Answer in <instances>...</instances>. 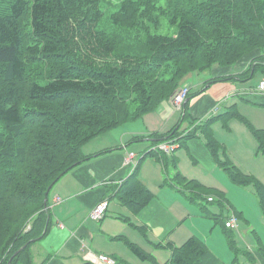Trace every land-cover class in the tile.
<instances>
[{"label":"trees","instance_id":"16d2710c","mask_svg":"<svg viewBox=\"0 0 264 264\" xmlns=\"http://www.w3.org/2000/svg\"><path fill=\"white\" fill-rule=\"evenodd\" d=\"M161 15L177 24L174 35L150 33ZM101 16L98 0H0V264H33L30 247L51 222L45 193L75 166L108 151L86 155L88 141L155 111L188 74L234 65L253 50L264 52V0H168L165 7L156 0H121L111 21L146 33L143 37L98 29ZM252 62L244 79L264 71V54ZM187 105L181 120H189L191 128L181 131L180 122L167 133L148 134L154 146L139 157L116 198L133 214L149 203L153 193L141 182L139 169L146 157H155L165 172L173 169L167 184L188 201L191 193V200L212 194L221 202V191L179 171L175 149H154L162 142L184 147L201 135L230 181L253 186L264 212V183L230 161L213 124L229 130L232 119L241 121L263 156L264 128L254 127L234 104L202 123L189 118ZM121 219L146 235L130 218ZM154 245L171 251L162 264L221 263L196 236L180 246ZM257 245L264 259V247ZM129 247L139 259L160 264L139 246Z\"/></svg>","mask_w":264,"mask_h":264},{"label":"crops","instance_id":"0c3cea01","mask_svg":"<svg viewBox=\"0 0 264 264\" xmlns=\"http://www.w3.org/2000/svg\"><path fill=\"white\" fill-rule=\"evenodd\" d=\"M262 54L264 52L260 50H253L234 65H215L206 72L188 74L183 82L190 87L187 98L189 118L202 123L234 104L238 112L254 127L264 128V91L258 89L260 81L264 79V71L257 69L250 78L243 77L244 72L253 64V59ZM214 78L220 79L213 80ZM181 117L182 110L173 109L167 99L153 114H145L138 124L129 123L112 129L94 138L92 141H97L93 146L83 147L86 155L108 151L75 166L49 190L47 205L51 222L47 233L30 247L33 264H95L92 259L99 253L112 256L119 264H154L139 259L131 251L129 243L155 255L158 259L156 261L162 264L169 259L171 251L155 247L154 244L171 243L180 246L191 236L203 240L206 228V233L210 232L212 236L221 234V229H213L215 224L209 219L210 213L219 216L218 221L222 227L224 219L233 213L235 216L241 213L242 219L250 225L251 219L247 218L242 210H230L226 216L215 208L212 209L213 212L200 211V208L191 204L176 187L167 184L171 182L174 171L171 168L172 175L169 177L155 157H146L139 169L141 182L153 193L149 203L140 212L133 214L116 198V190L133 172L140 152L143 154L154 146L152 140L147 138L148 134L167 133L180 122L181 131L189 130V120L182 122ZM242 124L241 121L232 119L229 122V130H226L220 122H216L213 124L214 136L225 148L226 143L223 137H220V134H223L221 128L224 131L238 130L242 133V139L252 144L254 141L252 147L256 150L257 143L253 135L246 125ZM135 146L138 149H133ZM131 152L136 156L129 163ZM173 153L178 159L179 171L187 179H195L223 194L227 191L226 188L230 187L232 181L228 179L229 184L223 182L222 173L225 171L213 159L201 135L189 139L184 147H178L177 144ZM229 158L241 171L253 175L248 170L244 171L246 169L240 167L230 154ZM209 196L213 197L210 202L216 198L212 194ZM56 197H59L58 201H55ZM103 200L108 201L103 218L98 221L90 219V210ZM202 209L205 210L204 207ZM123 217H128L135 225L143 227L146 235L122 220ZM236 228L239 229V226ZM251 230L258 233L255 228ZM255 237L256 244L259 242L264 247L259 234ZM249 246H252L251 243ZM251 248L256 253L257 263L264 264L260 253L255 247Z\"/></svg>","mask_w":264,"mask_h":264},{"label":"rangeland","instance_id":"374dc122","mask_svg":"<svg viewBox=\"0 0 264 264\" xmlns=\"http://www.w3.org/2000/svg\"><path fill=\"white\" fill-rule=\"evenodd\" d=\"M121 0H98L99 7L102 11V16L98 22V29H103L110 33H125L136 36L143 37L146 33H138L129 28L120 27L114 24L110 19V14L118 9L119 3ZM157 5L165 7L168 4V0H156ZM160 24L158 27L150 26V33L154 34H163V35H174L177 32V24H172L169 22L168 18L164 15H161L159 18ZM138 41L136 44L140 43ZM185 79V78H184ZM182 80L180 86L187 85V83ZM190 85V84H189ZM166 101V100H165ZM163 101V102H165ZM153 114V112H151ZM143 117L138 120L132 122L133 124H138L142 121ZM219 124V123H218ZM132 125V124H131ZM242 126H244L242 124ZM243 128V127H242ZM245 128V127H244ZM223 134H220V137L224 139L226 143V154L229 158V154L234 159V161L239 164L240 167H243L244 171H249L253 173L254 177L259 179L262 183H264V156L255 150L249 141L242 139L240 136L241 131L238 130H230L224 131L222 128ZM101 136V135H99ZM250 136V135H249ZM98 137V136H97ZM96 138V137H95ZM94 139V138H93ZM88 141L84 148H89L93 146L97 139L94 141ZM251 141V142H252ZM133 149H138V147H133ZM85 152V151H84ZM179 155V154H178ZM140 156H142V152H140ZM180 157V156H179ZM230 159V158H229ZM230 161H232L230 159ZM233 162V161H232ZM221 169V168H220ZM222 171V170H221ZM169 177L172 175V169L169 167L167 169ZM223 172V171H222ZM223 182L229 184V177L226 173H222ZM249 174V173H248ZM166 175V174H165ZM228 177V178H227ZM226 178V179H225ZM230 180V179H229ZM218 183V182H217ZM230 187L226 188L227 191L224 193L223 199L220 201L214 200L213 202H208L205 199L197 198L196 200H191V193H187L189 197V201L195 207L200 208V211H209L213 212L212 209L215 208L217 211L223 212V215H227L230 210H242L245 213L247 218H250V225L246 224L241 217V213H237V220L239 229L234 228L232 230H226L221 226L220 222L217 221L214 223V218L210 217L209 219L213 222V229L217 227V229H221V234H210V232H205V236H203V240L208 245V248L214 253L215 256L220 260V264H261L257 263L256 253L253 252L252 246L257 250L256 237L255 235L259 234L264 244V212L261 210L258 198L255 194L253 186H241L237 185L233 182H230ZM214 196V195H213ZM212 197V196H211ZM213 198V197H212ZM228 203V204H227ZM231 205V206H230ZM205 208V210L202 209ZM229 207V208H228ZM213 215L212 213H210ZM231 214V213H230ZM258 214V215H257ZM225 215V216H226ZM258 220V222H256ZM255 222V223H254ZM221 226V227H220ZM252 228H255L258 233H254ZM251 243V247L249 246ZM250 247V248H247ZM254 250V251H256ZM245 251V252H244ZM249 251V253H247ZM153 254V253H152ZM248 255H255V260H250ZM155 260L158 261L155 255H152ZM236 258V260H234ZM151 263V261H150ZM149 264V263H147Z\"/></svg>","mask_w":264,"mask_h":264},{"label":"built area","instance_id":"2783aa9c","mask_svg":"<svg viewBox=\"0 0 264 264\" xmlns=\"http://www.w3.org/2000/svg\"><path fill=\"white\" fill-rule=\"evenodd\" d=\"M258 89L261 91H264V79L260 81L258 85ZM190 87L188 85H182L179 86L168 98L169 104L172 106L175 110H182L183 104L185 103V100L189 94ZM177 144L173 142H162L154 147V149L162 150L167 153H170L176 148ZM136 156L135 153L131 152L129 154V163L132 161V159ZM59 197L55 198V201H58ZM209 201H212L213 198L211 196L208 197ZM108 206V201L103 200L97 203L89 212V218L95 221L100 220L103 218V216L106 213ZM237 218L234 214L229 215L225 220V226L227 228L234 229L237 227ZM92 261L95 264H119L115 258H113L110 255L99 253Z\"/></svg>","mask_w":264,"mask_h":264},{"label":"water","instance_id":"95a60500","mask_svg":"<svg viewBox=\"0 0 264 264\" xmlns=\"http://www.w3.org/2000/svg\"><path fill=\"white\" fill-rule=\"evenodd\" d=\"M49 190H50V188H49V189L47 190V192L45 193V198H44V204H45V207L47 206V196H48ZM23 247H24V246H22V248H23ZM8 264H10V260H9Z\"/></svg>","mask_w":264,"mask_h":264}]
</instances>
